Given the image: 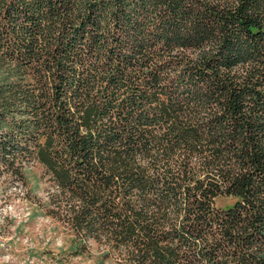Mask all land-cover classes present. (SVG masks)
Masks as SVG:
<instances>
[{
	"label": "trees",
	"instance_id": "trees-1",
	"mask_svg": "<svg viewBox=\"0 0 264 264\" xmlns=\"http://www.w3.org/2000/svg\"><path fill=\"white\" fill-rule=\"evenodd\" d=\"M34 165L70 254L264 264V0H0V177Z\"/></svg>",
	"mask_w": 264,
	"mask_h": 264
},
{
	"label": "rangeland",
	"instance_id": "rangeland-1",
	"mask_svg": "<svg viewBox=\"0 0 264 264\" xmlns=\"http://www.w3.org/2000/svg\"><path fill=\"white\" fill-rule=\"evenodd\" d=\"M46 189L36 165L24 180L0 177V264H116L91 241L88 253L70 254L72 232L47 216Z\"/></svg>",
	"mask_w": 264,
	"mask_h": 264
}]
</instances>
